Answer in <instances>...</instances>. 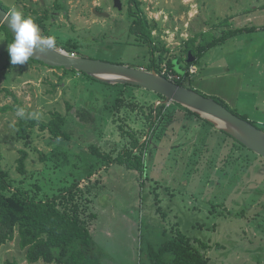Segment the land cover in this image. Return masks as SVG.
<instances>
[{
	"label": "rangeland",
	"instance_id": "rangeland-1",
	"mask_svg": "<svg viewBox=\"0 0 264 264\" xmlns=\"http://www.w3.org/2000/svg\"><path fill=\"white\" fill-rule=\"evenodd\" d=\"M0 1L10 11L19 10L25 16L49 13L48 37L60 47L76 43L81 57L133 68L147 69L150 64L149 48L130 35L128 0H121V11L111 0ZM141 1L145 14L159 28L153 33L155 41L170 50L169 58L179 55L185 41L197 34L205 33L204 39L211 40L224 30L264 26V12H252L264 0ZM95 8L111 17L96 16ZM246 9L250 13L238 15ZM228 15L236 18L223 22ZM245 36L246 41L230 40L209 54L213 63L244 71L240 94L237 90L229 95L239 94L235 103L211 93H220L218 86L224 77L217 78L211 90L200 86L204 59L198 61L200 71L191 74V83L187 81L185 86L224 102L236 115L264 131V69L255 68L252 57L260 55L264 34ZM8 44L6 35L0 32L2 166L11 173L16 186L40 193V197H52L75 181L81 182V188L92 190L91 211L97 219L91 231L102 264H139L142 237L155 239L164 229L180 231L198 241L197 248L207 245L211 264H264V163L259 156L239 146V151L226 160L234 140L195 115L185 114L176 104L164 103L167 109L151 136L146 174L140 181L136 171L121 164L108 165L89 147L94 144L102 154L116 158L128 147L132 135L145 142L150 108L163 100L141 88L106 85L77 72L65 75L63 70L42 64L12 65ZM162 66L167 72L166 65ZM215 69L208 68L210 74L218 72ZM236 76L232 75L230 81ZM69 105L87 108L95 119L93 124L81 127L73 117L75 112H69ZM17 106L23 107L26 115L38 113L34 118L44 124L52 121L54 113H60L68 118L66 128L73 134L70 143H60L48 130L35 128L26 149V176L18 173L16 164L19 151L25 149V142L17 135L22 119L16 116ZM6 107L15 110L2 111ZM249 162L254 164L248 169ZM92 172V179L100 180L99 185L93 183V188L87 179ZM140 183L145 184L143 188ZM0 264L29 263L14 241L0 250Z\"/></svg>",
	"mask_w": 264,
	"mask_h": 264
},
{
	"label": "trees",
	"instance_id": "trees-1",
	"mask_svg": "<svg viewBox=\"0 0 264 264\" xmlns=\"http://www.w3.org/2000/svg\"><path fill=\"white\" fill-rule=\"evenodd\" d=\"M128 3L130 6L129 16L132 20L129 30L130 35L136 37L137 43L146 45L149 48L148 58L150 64L147 69H144L156 71L165 77H168L170 73L178 75L181 80L176 81V83L184 87H186L185 82H190L191 67L196 66L206 52L225 44L234 37L257 30L255 27L228 29L211 40L204 39L205 33L197 34L190 40L185 41L179 55L169 58L170 50L165 46L160 47V43L155 41L153 33L159 28H157V24L156 26L153 25L154 22H151L145 14L142 9L143 2L141 0H128ZM0 6L10 12V9L1 1ZM35 14V17H26L33 19L39 28L42 38H48L47 22L49 13L40 15L36 12ZM227 21H229V18L223 22ZM0 32L6 35L9 43L12 42L13 36L11 32L1 23ZM54 46L79 56L76 43L69 42L64 47H60L54 42ZM189 53L195 58L192 63H188ZM25 63L44 65L31 58ZM162 65H166L167 72L164 71ZM60 70H63L65 75L75 72ZM83 75L96 81L85 74ZM157 96L159 99L165 100L164 97ZM121 100L119 98L118 105ZM218 103L230 110L224 102L219 101ZM154 106L150 108L151 112L147 117L150 122V130L146 135L148 139L145 142L142 143V138L132 135V140L129 142L128 147L120 152L116 158H113L111 154H102L101 150L94 144H90V151L94 155L99 156V158L106 160L108 165L113 163L121 164L127 169L136 171L139 174L140 181H143L146 174V158L151 144V136L157 129L158 124L164 117L163 113L167 109L166 104H161L157 108H154ZM177 106L182 108L179 105ZM182 109L188 111L184 108ZM9 110L15 109L11 107L2 109L4 112ZM132 110L136 111L135 108ZM71 111L75 112L73 117L81 127H88L95 120L87 108L76 109L69 105V112ZM230 111L233 112L232 110ZM52 117V121L48 124L40 123L37 118L29 117L28 115L21 119L17 135L19 139L25 142V149L19 151V158L16 162L17 171L20 175L26 176L27 174L29 152L26 149L31 145V133L35 128L39 127L42 131L48 130L55 142L70 143L72 141L73 134L66 128L69 122L68 118L60 113H54ZM242 119L248 120L246 118ZM206 123L209 124L208 122ZM227 136L230 137L229 135ZM230 138L234 140L232 137ZM234 141L238 148L239 146L245 148L236 140ZM42 159L45 160L44 156ZM2 160L0 145V250L16 241L19 248L25 252V258L29 264H102L101 256L97 251L91 231V227L97 219V215L91 211L92 190L81 188V182L75 181L52 197H40V193H32L31 190L16 186V181L11 176V173L3 168ZM94 175L95 172H92L87 177L91 187L93 183L94 185L100 184V180L97 178L92 179ZM144 185V183H140V188H143ZM34 187L36 191L41 192L39 185ZM159 211L161 210L159 209ZM159 233V237L157 236L155 239L150 236L142 237L139 264H211L207 256V245L202 244L201 249L197 248L196 244H199L198 241L192 240L177 230H173L170 233L164 229Z\"/></svg>",
	"mask_w": 264,
	"mask_h": 264
},
{
	"label": "water",
	"instance_id": "water-1",
	"mask_svg": "<svg viewBox=\"0 0 264 264\" xmlns=\"http://www.w3.org/2000/svg\"><path fill=\"white\" fill-rule=\"evenodd\" d=\"M112 1L117 9L122 10L121 0ZM9 13L0 6V23L11 32L6 21ZM103 15L108 16L107 14ZM11 34L13 36L12 32ZM30 58L50 68L85 74L102 84L133 86L160 95L165 100L158 102L157 106L164 103L179 105L264 159L263 130L257 128L248 120L237 116L215 99L206 97L196 90L181 86L156 71H147L144 68H133L76 56L55 46L47 52H37ZM194 61L195 58L189 53L188 63Z\"/></svg>",
	"mask_w": 264,
	"mask_h": 264
},
{
	"label": "clouds",
	"instance_id": "clouds-1",
	"mask_svg": "<svg viewBox=\"0 0 264 264\" xmlns=\"http://www.w3.org/2000/svg\"><path fill=\"white\" fill-rule=\"evenodd\" d=\"M7 27L13 33V40L8 44V53L12 65L28 62L37 52L44 53L54 47L52 37L42 38L39 28L31 17H26L19 10L11 11L6 18ZM23 107L17 106L16 116L24 118ZM29 117H38V113H29Z\"/></svg>",
	"mask_w": 264,
	"mask_h": 264
},
{
	"label": "crops",
	"instance_id": "crops-1",
	"mask_svg": "<svg viewBox=\"0 0 264 264\" xmlns=\"http://www.w3.org/2000/svg\"><path fill=\"white\" fill-rule=\"evenodd\" d=\"M252 12L254 14L264 12V4L261 6L254 7L252 9ZM247 13H250V12L246 9L245 11L238 13V15H240V14L245 15ZM228 18H230L229 22H231L236 18V15H228L227 19ZM251 27H255V28H257V30L253 31V32L244 33V34L237 36V37H234L230 40L233 41L235 39L239 40V39L245 38V41H246L245 35L258 34V33L264 34V26H259V27L258 26H251ZM241 28H244V27H241ZM249 39H250V41H252L254 38H253V36H251V38H249ZM229 41H227L225 44H227ZM225 44H223V46ZM213 49H215V48H213ZM213 49H211V50H213ZM211 50L206 52L204 54V56L201 58V60L204 59V62L202 65L204 67V69H203V72L200 74V78H199L198 82H199L200 86L202 88H204V90H211V86L216 85L217 78L224 77V79H225L224 82L221 84V86H218V88L220 89V93H215L213 91L211 93H213V95H218L220 97L222 96L223 99H225L227 101L231 100L232 102L235 103L240 92H241V90H242L241 88L244 87V78H242V76H241V75H243L244 71L242 69L233 70L229 64H220L217 61H215V63H213L211 61V56L209 55ZM258 52L260 55H258L257 57H255L254 55L252 56L256 62L255 68L261 69L263 67V69H264V45L260 50H258ZM214 64H218V66H215ZM209 66L216 68L215 70H218V72L216 71L213 74H210V70H208ZM193 67L196 69V73L198 74V72L200 70H198L196 66H193ZM237 73H238L239 77L236 76ZM232 75L236 76V80L230 81V80H233ZM215 87H217V86H215ZM237 90H239V94L237 97H229V95H231V94L233 96L235 94L234 91H237ZM263 93H264V91H263Z\"/></svg>",
	"mask_w": 264,
	"mask_h": 264
},
{
	"label": "flooded vegetation",
	"instance_id": "flooded-vegetation-1",
	"mask_svg": "<svg viewBox=\"0 0 264 264\" xmlns=\"http://www.w3.org/2000/svg\"><path fill=\"white\" fill-rule=\"evenodd\" d=\"M112 1V0H111ZM113 2V1H112ZM113 7H115V4H114V2H113ZM116 8V7H115ZM117 9V8H116ZM95 10H96V13H94L95 12ZM117 10H119V9H117ZM119 11H121V10H119ZM11 12V11H10ZM93 14H95L96 16H100V17H105V18H110L111 17V15H109L108 13H106V12H103L102 10H99V8H95V9H93ZM103 14H107L108 16H105V15H103ZM185 114H193V113H191L190 111H185ZM195 115V114H194ZM196 117H197V119H199L200 117L199 116H197V115H195ZM199 120H202L201 118L199 119ZM205 124H207L205 121H203ZM211 125V124H210ZM212 126V125H211ZM214 129H216L214 126H212ZM217 130V129H216ZM225 134V133H224ZM232 148H235L232 152H231V150H232ZM232 148H230V151H229V154H228V156H227V158H226V160L228 159V157L229 158H232V156H233V152L234 151H239L238 150V147H237V144L236 143H234V146L232 147ZM243 149H245V148H243ZM247 149V148H246ZM250 151V150H249ZM231 156V157H230ZM261 158V157H260ZM236 159H237V161H238V155L236 156ZM261 160H262V162L264 163V159H262L261 158ZM226 162V161H225ZM250 164H254L253 162H249V165H248V169H249V167H250ZM236 165H237V163H236ZM234 170V169H233ZM231 173L233 174V173H235L234 171L232 172L231 171ZM252 173H253V171H252ZM248 174H250V173H248ZM247 174V175H248ZM234 177H236V178H238V175L237 174H234L233 175ZM234 177H229V179H232V178H234ZM241 181H243V180H241Z\"/></svg>",
	"mask_w": 264,
	"mask_h": 264
},
{
	"label": "built area",
	"instance_id": "built-area-1",
	"mask_svg": "<svg viewBox=\"0 0 264 264\" xmlns=\"http://www.w3.org/2000/svg\"><path fill=\"white\" fill-rule=\"evenodd\" d=\"M190 73L191 74H194L196 73V69L194 67H191L190 69ZM168 78L174 82L178 81V80H181V77L178 76V75H173V74H168Z\"/></svg>",
	"mask_w": 264,
	"mask_h": 264
}]
</instances>
